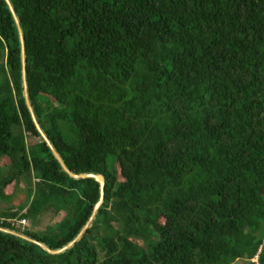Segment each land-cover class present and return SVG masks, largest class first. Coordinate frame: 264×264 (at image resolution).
I'll return each instance as SVG.
<instances>
[{
  "label": "trees",
  "instance_id": "obj_1",
  "mask_svg": "<svg viewBox=\"0 0 264 264\" xmlns=\"http://www.w3.org/2000/svg\"><path fill=\"white\" fill-rule=\"evenodd\" d=\"M9 3L40 129L72 173L105 183L70 248L0 232V264H264V0ZM22 91L0 0V204L25 187L0 227L58 250L99 185L61 171ZM45 210L59 221L30 229Z\"/></svg>",
  "mask_w": 264,
  "mask_h": 264
},
{
  "label": "water",
  "instance_id": "obj_2",
  "mask_svg": "<svg viewBox=\"0 0 264 264\" xmlns=\"http://www.w3.org/2000/svg\"><path fill=\"white\" fill-rule=\"evenodd\" d=\"M7 3V6L9 8V11L11 12L17 31H18V37H19V42H20V49H21V80H22V88H23V98L25 101V105L26 108L30 114L31 120L38 132V134L40 135L41 139L46 143V145L49 147V149L51 150V153L54 157V159L57 161L59 167L61 168V171H63L69 178L73 179V180H80V179H93L95 182L98 183L99 185V190H100V198L99 201L97 202V204L94 207L93 213L91 215V217L89 218L86 226L80 231V233L76 236V238L73 240V242H71L69 245L65 246L62 249H58V250H51L48 247H46L44 244L35 241L33 239H30L20 233L14 232L12 230H8L5 228L0 227V232L7 234V235H12L15 237H18L20 239L26 240L28 242H31L33 244H35L36 246H38L39 248H41L43 251H45V253L50 254V255H56L59 254L61 252H63L64 250L70 248L75 241H78L80 239V237L82 236V234L84 233V230L89 227L90 222L92 221V219L94 218V215L98 209V207L101 205L102 201H103V195H104V178L102 175L100 174H91V173H86V174H74L72 173L67 166L65 165V163L63 162L62 158L60 157V155L58 154V152L54 149V147L51 145V143L49 142V140L47 139L46 135L42 132V130L39 127V124L37 123L35 116L33 114V110L32 107L30 105L29 99H28V93H27V84H26V76H25V58H24V39L22 36V31L18 22V19L14 13V10L11 6V4L9 3V0H5Z\"/></svg>",
  "mask_w": 264,
  "mask_h": 264
},
{
  "label": "rangeland",
  "instance_id": "obj_3",
  "mask_svg": "<svg viewBox=\"0 0 264 264\" xmlns=\"http://www.w3.org/2000/svg\"><path fill=\"white\" fill-rule=\"evenodd\" d=\"M31 143L33 141L28 140V143ZM25 192V187L23 184L20 183L19 187L16 189L11 201L9 203L3 202L0 204V211L2 210H6L7 208H12V210L16 211L18 209V207L23 203L24 200V193ZM62 214L59 215H54L53 213H51V210H45L40 214L39 220H38V224L36 226H32L30 225V229H35L38 231H45L47 227L54 225L55 223H57L60 219V216ZM257 259L255 258L252 262H256ZM233 264H247L246 261L244 260H238L235 261Z\"/></svg>",
  "mask_w": 264,
  "mask_h": 264
},
{
  "label": "built area",
  "instance_id": "obj_4",
  "mask_svg": "<svg viewBox=\"0 0 264 264\" xmlns=\"http://www.w3.org/2000/svg\"><path fill=\"white\" fill-rule=\"evenodd\" d=\"M17 220H18V219L13 220V221H14L15 223L17 222L18 225H21V224H25V223H26V222L23 221V220H18V221H17ZM17 224H16V225H17Z\"/></svg>",
  "mask_w": 264,
  "mask_h": 264
},
{
  "label": "clouds",
  "instance_id": "obj_5",
  "mask_svg": "<svg viewBox=\"0 0 264 264\" xmlns=\"http://www.w3.org/2000/svg\"><path fill=\"white\" fill-rule=\"evenodd\" d=\"M26 222V221H25Z\"/></svg>",
  "mask_w": 264,
  "mask_h": 264
}]
</instances>
